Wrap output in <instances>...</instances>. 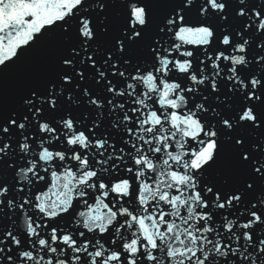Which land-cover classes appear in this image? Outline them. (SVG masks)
Listing matches in <instances>:
<instances>
[{"label": "snow or ice", "instance_id": "obj_1", "mask_svg": "<svg viewBox=\"0 0 264 264\" xmlns=\"http://www.w3.org/2000/svg\"><path fill=\"white\" fill-rule=\"evenodd\" d=\"M54 25L71 72L0 114V264H264V192L207 179L230 145L264 181V0H0V68Z\"/></svg>", "mask_w": 264, "mask_h": 264}, {"label": "water", "instance_id": "obj_2", "mask_svg": "<svg viewBox=\"0 0 264 264\" xmlns=\"http://www.w3.org/2000/svg\"><path fill=\"white\" fill-rule=\"evenodd\" d=\"M106 7V12L101 13L97 10V12L93 13L94 17H96L94 23L97 28V42L102 51L110 50L113 46L111 36L115 35L119 27L118 13L120 6L109 4ZM169 7L166 5L150 6L153 9V14L157 12L162 14ZM231 7L230 5L229 8L231 9ZM105 15L109 19L106 23L101 24L99 21ZM193 19L197 20L198 16L194 15ZM104 27L109 29V36L102 34L101 29ZM75 31V29H72L71 32L66 33L54 25L53 29L48 30L45 34L41 33L37 40H34L26 48L21 49L20 51L22 52L18 55V58H14L13 62H9L7 66L0 68V114H2L5 122L12 118L13 113L23 114V102L30 97L31 93L36 92L44 95L49 86L56 83L61 75L71 72L70 69L64 67L63 60L68 56L70 48L75 46ZM153 31H155V25H153ZM97 55L99 56L100 54L98 53ZM137 55L143 57L145 49L143 47L138 48ZM76 79L74 76V80ZM85 86L87 85L81 84V88ZM72 87L71 85L66 86L69 89ZM64 106L67 110H72L73 108L70 102H65ZM261 116L264 119V113H261ZM206 118L212 119L211 117ZM257 133L259 139L252 134L251 126L243 132L239 129L236 132L238 136L247 138L246 143H259L260 140H264V125H262L260 130H257ZM222 147L225 161L208 171V181L220 183L222 180L228 179L232 186L241 187L243 181L247 180L248 182H254L256 192H264V181L258 179L250 170L234 165L228 168L224 167L227 160L231 161L232 151L230 145H223ZM121 175L126 174L121 173ZM43 188L44 186L41 185L42 190ZM249 195L251 197L255 193H250ZM90 203H95V201L90 199ZM135 206L133 204V207ZM64 223H68L67 218H65ZM101 239L107 240L108 236L105 235Z\"/></svg>", "mask_w": 264, "mask_h": 264}]
</instances>
